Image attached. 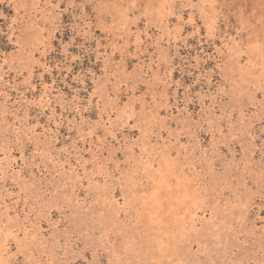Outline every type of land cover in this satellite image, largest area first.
<instances>
[{"label":"rangeland","instance_id":"rangeland-1","mask_svg":"<svg viewBox=\"0 0 264 264\" xmlns=\"http://www.w3.org/2000/svg\"><path fill=\"white\" fill-rule=\"evenodd\" d=\"M0 264H264V0H0Z\"/></svg>","mask_w":264,"mask_h":264}]
</instances>
